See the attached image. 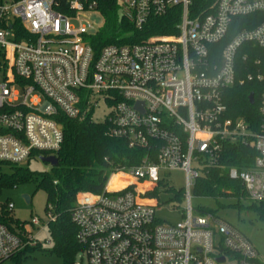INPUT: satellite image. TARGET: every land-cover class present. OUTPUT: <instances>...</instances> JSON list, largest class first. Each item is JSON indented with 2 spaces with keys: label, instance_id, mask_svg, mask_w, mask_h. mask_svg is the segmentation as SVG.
<instances>
[{
  "label": "built area",
  "instance_id": "1",
  "mask_svg": "<svg viewBox=\"0 0 264 264\" xmlns=\"http://www.w3.org/2000/svg\"><path fill=\"white\" fill-rule=\"evenodd\" d=\"M117 1L120 18L139 32L179 9L176 34L108 45L96 57L90 37L99 29L87 20L100 14L99 0H0L1 173L57 157L65 141L63 121L92 119L104 103L110 137L146 154L139 166L111 176L131 179L124 188L109 190L108 182L102 194L78 195L72 212L82 246L77 259L260 264L240 230L213 213L193 215L190 192L218 165L226 143L251 142L257 153L253 164L231 168L229 177L242 184L248 200L264 201V123L255 133L246 121L227 118L225 98L237 86L260 84L264 119V0H215L201 12L193 10L194 0ZM239 18L257 24L222 47ZM165 171L186 176L187 208L179 224L161 222L157 201L147 197ZM147 183L153 187L141 190ZM5 210L11 213L14 204ZM37 241L26 224L13 231L0 224V264Z\"/></svg>",
  "mask_w": 264,
  "mask_h": 264
},
{
  "label": "trees",
  "instance_id": "2",
  "mask_svg": "<svg viewBox=\"0 0 264 264\" xmlns=\"http://www.w3.org/2000/svg\"><path fill=\"white\" fill-rule=\"evenodd\" d=\"M214 1L194 0L193 10L201 12L209 9L208 7ZM99 4L98 12L104 18L105 24L95 36L90 37V44L96 57L108 45L128 44L131 41L137 43L150 36L176 34L175 26L179 22V9L173 10L164 18L153 19L142 32H139L129 22L120 18L117 0H99ZM251 19H236L237 27L222 47L238 31L256 26L257 23H250ZM130 33L134 34V40L124 38ZM260 88L261 85L258 83L237 86L227 91L225 97L226 117L246 121L255 133L260 131L264 123L258 104ZM251 94L255 97L254 105H251L249 101ZM63 126L65 141L56 155L57 166L45 173L33 172L27 168V165L9 166L12 174L0 176V194L4 189L14 188L18 184L28 182L34 183L37 191L44 190L47 195L45 212L49 217L47 226L54 244L52 252L62 259L61 264H75L77 256L82 252V246L77 241L78 228L72 221V212L76 208L78 195L102 194L113 174L139 166L146 153L142 149H130L125 140L113 139L109 135L107 124L97 123L90 117L66 119L63 121ZM256 157L257 153L251 142L247 145L243 142L226 143L218 165L211 168L206 176L197 180L195 193L209 197L230 196L226 191L232 190L239 198H247L242 184L229 177V170L233 167L247 168L253 164ZM129 182L131 179L125 175H118L111 179L108 189L119 190L127 186ZM145 189H148V185L141 187V190ZM155 194H157L156 190L147 197L153 199ZM252 203L254 206L260 204L259 212L264 215V201ZM0 224L8 226L13 231L23 223H16L11 213L4 210L0 212ZM37 247L38 245L32 248ZM260 264L263 263L260 262Z\"/></svg>",
  "mask_w": 264,
  "mask_h": 264
},
{
  "label": "rangeland",
  "instance_id": "3",
  "mask_svg": "<svg viewBox=\"0 0 264 264\" xmlns=\"http://www.w3.org/2000/svg\"><path fill=\"white\" fill-rule=\"evenodd\" d=\"M83 20V19H82ZM83 21H86L84 19ZM89 23L96 29L104 27V18L98 13L89 15ZM73 25H77L73 23ZM3 80V73L0 72V81ZM109 109L104 103H100L93 112L92 119L97 123H104L109 116ZM33 172L45 173L51 170V166L42 162L41 159H32L28 164ZM0 171L2 174H12L10 167H5ZM161 182L157 189V194L153 199L157 201V217L166 224H179L185 218L187 208V188L186 176L182 171H165L161 173ZM111 179L109 180V184ZM149 187V185H148ZM36 185L32 182L18 184L17 187L7 188L0 194V212L6 209L7 204H14L11 217L16 223H23L36 237L37 248H28L21 254L3 264H61L62 259L53 253L54 244L48 230L49 217L45 212L47 195L43 191H37ZM226 195L209 197L198 195L195 190H191V206L193 215L201 216L214 213L215 216L240 230L253 244L258 251L261 262L264 264V215L259 212L260 204L253 205L247 198H239L233 191L227 190ZM30 197V203L24 199ZM143 199V198H142ZM38 219L39 225L34 221ZM75 264H87L76 258Z\"/></svg>",
  "mask_w": 264,
  "mask_h": 264
},
{
  "label": "water",
  "instance_id": "4",
  "mask_svg": "<svg viewBox=\"0 0 264 264\" xmlns=\"http://www.w3.org/2000/svg\"><path fill=\"white\" fill-rule=\"evenodd\" d=\"M249 101H250V104L251 105H254L255 103V99H254V95L251 94L249 96ZM42 162L45 163V164H48L50 165L51 167H56L57 164H58V159L57 157H42L41 158ZM24 199L26 200L27 203H30V197L28 196H25ZM223 261V259H221Z\"/></svg>",
  "mask_w": 264,
  "mask_h": 264
},
{
  "label": "crops",
  "instance_id": "5",
  "mask_svg": "<svg viewBox=\"0 0 264 264\" xmlns=\"http://www.w3.org/2000/svg\"><path fill=\"white\" fill-rule=\"evenodd\" d=\"M145 185H149V187H148V188H150V187L152 188V187H153V185H150V184H148V183H147V184H145ZM145 185H144V186H145ZM148 203H151V204H153V202H151V201H148Z\"/></svg>",
  "mask_w": 264,
  "mask_h": 264
}]
</instances>
